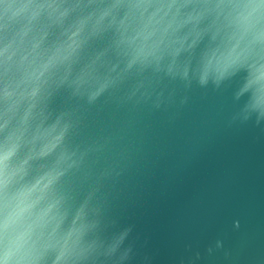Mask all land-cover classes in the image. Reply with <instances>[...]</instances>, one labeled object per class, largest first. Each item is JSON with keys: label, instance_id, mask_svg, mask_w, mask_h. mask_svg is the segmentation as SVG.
Listing matches in <instances>:
<instances>
[{"label": "clouds", "instance_id": "clouds-1", "mask_svg": "<svg viewBox=\"0 0 264 264\" xmlns=\"http://www.w3.org/2000/svg\"><path fill=\"white\" fill-rule=\"evenodd\" d=\"M97 42L125 69L167 57L191 81L235 78L264 98V0H0V264H134L131 226L67 179L57 97L117 79L85 62Z\"/></svg>", "mask_w": 264, "mask_h": 264}, {"label": "water", "instance_id": "water-1", "mask_svg": "<svg viewBox=\"0 0 264 264\" xmlns=\"http://www.w3.org/2000/svg\"><path fill=\"white\" fill-rule=\"evenodd\" d=\"M85 62L117 79L57 97L75 199L131 226L134 264H264V98L167 57L125 69L103 42Z\"/></svg>", "mask_w": 264, "mask_h": 264}, {"label": "snow or ice", "instance_id": "snow-or-ice-1", "mask_svg": "<svg viewBox=\"0 0 264 264\" xmlns=\"http://www.w3.org/2000/svg\"><path fill=\"white\" fill-rule=\"evenodd\" d=\"M203 78V77H202Z\"/></svg>", "mask_w": 264, "mask_h": 264}]
</instances>
